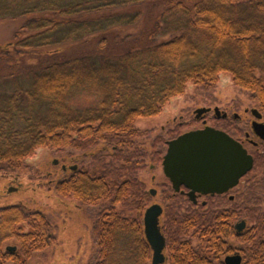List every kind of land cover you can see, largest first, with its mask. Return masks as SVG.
<instances>
[{
	"label": "trees",
	"instance_id": "trees-1",
	"mask_svg": "<svg viewBox=\"0 0 264 264\" xmlns=\"http://www.w3.org/2000/svg\"><path fill=\"white\" fill-rule=\"evenodd\" d=\"M149 1L162 7L154 24L142 34L121 37L140 21L137 7ZM21 4L11 14L30 18L11 41L0 45V60L9 74L22 67L30 79L3 95L0 103V163L7 170H20L41 147L74 148L79 153H71L72 164L97 156L92 167L68 169L66 177L49 180V189L60 198L97 207L95 252L88 264H150L153 251L143 214L152 195L135 176L146 155L138 141L145 133L137 119L160 114L189 85L215 86L222 73L264 108V0ZM11 5L0 0V16L9 14ZM125 6L133 9L117 10ZM162 36L167 37L157 40ZM75 44H82V51L66 56L65 50ZM26 56L41 61L24 66ZM77 96L91 104L78 106ZM165 214L171 264H225L223 256L234 251L225 240L232 234L250 243L246 252L240 249L242 264H264L263 211L242 235L233 230L238 217L231 210L211 220L199 213L178 214L170 207ZM52 226L45 211L24 202L0 207V264H26L54 241ZM190 231L200 235L198 245L187 238ZM9 239L17 242L15 250L5 247Z\"/></svg>",
	"mask_w": 264,
	"mask_h": 264
},
{
	"label": "rangeland",
	"instance_id": "rangeland-1",
	"mask_svg": "<svg viewBox=\"0 0 264 264\" xmlns=\"http://www.w3.org/2000/svg\"><path fill=\"white\" fill-rule=\"evenodd\" d=\"M12 5L6 10L9 14L0 16V45L11 41L16 32L19 31L30 17L15 16L11 12L20 10L23 0H10ZM17 1V2H16ZM19 4V5H18ZM138 9L141 10V19L137 25L127 28L121 32V37L128 38L142 34L154 24V17L162 9L159 2L149 1L142 3ZM132 7H120L118 11H129ZM167 36L158 37L157 40L164 39ZM82 44H75L65 50L66 56H73L81 52ZM24 66H31L40 63V57H25ZM6 64V63H5ZM2 60H0V103L3 102V95L11 94L17 84L28 85L29 79L22 67H16L12 70L14 75L9 74V70ZM11 73V72H10ZM78 106L91 104L92 100L79 99ZM82 103V105H81ZM232 103L245 107H260V104L250 91L244 90L233 83L228 73H222L219 82L208 89L189 85L187 91L170 100L163 108L162 112L153 117L137 119V126L145 133L138 141L140 146L146 150V155L142 159L143 165L135 171V176L144 182L147 190L157 189V195L152 196L150 203L161 202L166 208L170 207L173 212L187 210V206L182 203L181 206L171 207L173 201L166 197L171 193L170 182L164 174L162 160L167 149V140L176 137L178 134L193 128L203 127V123L196 119L194 110L197 107L223 105ZM264 112V108H263ZM246 117L250 118L247 114ZM264 118V117H263ZM214 123L209 119L208 124ZM248 148H252L251 145ZM71 153H79L74 148L54 149L51 147H41L36 153L29 157L25 166L16 171L7 170L0 163V205L13 202H24L30 208L41 209L48 215L52 222L54 241L44 250L34 252L26 264H88L91 262L95 252L93 241V224L98 212L97 207L80 205L74 200L60 198L55 191L50 190L49 180L62 175V164H72L74 160ZM97 157V156H96ZM91 155L85 156L78 161L80 167H92L98 161ZM54 159H58L57 164ZM51 172L49 176H43L44 172ZM153 177H155L153 179ZM10 186L17 187V191H7ZM238 193L240 197L237 204L247 219L246 230L254 226L256 217L264 212V170L253 169L242 178ZM169 203V204H168ZM167 216L164 213L161 222H167ZM192 241L193 245H198L200 235L190 231L186 235ZM227 240L234 250H247L248 241L239 240L234 234ZM11 245L17 246L13 239L7 240L5 247ZM168 258L166 264H171L169 251L165 248ZM225 256V255H224ZM223 256V257H224ZM12 264V263H11Z\"/></svg>",
	"mask_w": 264,
	"mask_h": 264
},
{
	"label": "water",
	"instance_id": "water-1",
	"mask_svg": "<svg viewBox=\"0 0 264 264\" xmlns=\"http://www.w3.org/2000/svg\"><path fill=\"white\" fill-rule=\"evenodd\" d=\"M208 109L210 108L199 107L196 112L199 116ZM253 111L256 114L257 109ZM256 116L261 117L260 114ZM254 129L264 138V122L255 120ZM253 165V155L241 142L226 131L211 125L191 129L169 139L162 160L163 171L174 188L179 190L183 184L191 189L192 195L195 191L205 194L228 191L239 183ZM72 168H76V165ZM15 188L11 187L12 190ZM151 193L155 194L156 189L152 188ZM162 212L163 207L158 202L149 205L144 212V232L153 250L151 264H166V238L160 226ZM245 226V220L237 224L239 231ZM7 248L15 249L16 246L9 245ZM242 259V254L235 252L226 255L224 262L241 264Z\"/></svg>",
	"mask_w": 264,
	"mask_h": 264
},
{
	"label": "flooded vegetation",
	"instance_id": "flooded-vegetation-1",
	"mask_svg": "<svg viewBox=\"0 0 264 264\" xmlns=\"http://www.w3.org/2000/svg\"><path fill=\"white\" fill-rule=\"evenodd\" d=\"M210 109L204 111L202 114L198 116V113L196 112V109L194 110L196 119L200 120L204 126L211 125L213 127H216L218 129H222L229 133L233 138L241 142L248 151L253 155L254 158V165L252 170H264V138H261L254 129V122L257 120L258 122H264V112L263 107H253L248 108L245 107L242 111L241 105L239 104H232L228 103L222 106L221 105H214L212 106H206ZM218 107V110L216 109ZM257 109L256 114H260L261 117H257L254 113L253 109ZM245 114L248 116L251 115L250 118L246 117ZM209 119L213 121L214 123L208 124ZM203 126V127H204ZM251 145L252 148H248V146ZM58 162H55L57 164ZM77 167H79L78 163ZM73 164L67 165L65 162L62 164V170L64 171V174L61 176L66 177L68 169H76L72 168ZM251 170V171H252ZM250 171V172H251ZM166 176V175H165ZM167 177V176H166ZM155 177H153L154 179ZM167 179L170 182L171 187V193L166 196L169 197L173 202L170 203L171 207H180L182 203H184L187 206V210H181V211H175L178 214H193V213H199L201 215H206L210 220L212 217H217L218 214L221 212H227L228 210L233 211L236 214V217H238L233 222V230L235 231V234L242 235L243 229L241 231L238 230L237 224L240 223L245 218L243 217V213L241 211V207L237 204V199L240 197V193H238L242 178L240 179L239 183L233 187H231L228 191L221 192V193H201L199 191H195V193L191 194V189L187 188L185 185L181 184L179 190H176L170 181V179L167 177ZM14 188V186H13ZM11 186L8 188L7 191H17L16 190H10ZM156 189V188H155ZM149 192L151 193V190L149 189ZM157 189L156 193L152 194V196L157 195ZM161 206L163 207V212L160 216V226L161 230L164 233L165 228V222H161V217L165 213L166 206L161 203ZM9 204V203H8ZM169 204V203H168ZM7 205V204H1L0 207ZM176 205V206H174ZM246 220V219H245ZM165 235V233H164ZM166 238V235H165ZM226 241L227 238L225 239ZM229 242V241H228ZM166 246H167V239H166ZM236 249L233 252H237ZM229 254V253H227ZM226 254V255H227ZM168 258V256H167ZM166 258V260H167Z\"/></svg>",
	"mask_w": 264,
	"mask_h": 264
}]
</instances>
